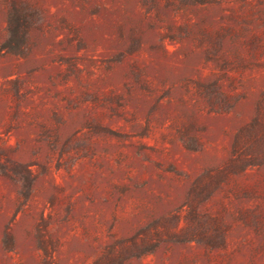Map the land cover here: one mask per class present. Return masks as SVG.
I'll return each instance as SVG.
<instances>
[{
	"label": "rangeland",
	"instance_id": "374dc122",
	"mask_svg": "<svg viewBox=\"0 0 264 264\" xmlns=\"http://www.w3.org/2000/svg\"><path fill=\"white\" fill-rule=\"evenodd\" d=\"M0 264H264V0H0Z\"/></svg>",
	"mask_w": 264,
	"mask_h": 264
}]
</instances>
